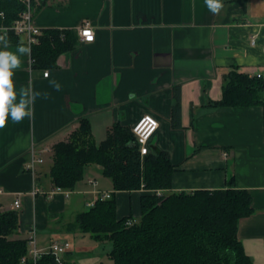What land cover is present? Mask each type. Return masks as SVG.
Masks as SVG:
<instances>
[{
  "label": "crops",
  "instance_id": "0c3cea01",
  "mask_svg": "<svg viewBox=\"0 0 264 264\" xmlns=\"http://www.w3.org/2000/svg\"><path fill=\"white\" fill-rule=\"evenodd\" d=\"M220 2L213 13L206 0H48L34 15L41 33L70 32L73 49L48 70L33 68L31 53L24 55L13 76L17 103L21 88L40 93L31 118L9 117L0 128V211L16 210L19 200L20 237L35 227L38 248L46 251L73 236L64 260L100 264L110 247L98 253L100 242L66 226L100 193L115 195L119 219L139 220L141 197L150 191L115 192L101 167L89 165L74 191L53 194V148L82 117L90 119L98 145L115 123L132 129L150 114L160 123L151 152H166L175 169L169 192L248 191L253 213L240 220L237 235L253 264H264V104L214 105L235 68L249 77L264 70V0ZM86 22L96 32L91 43L79 36ZM20 46L31 49L26 35L7 50ZM33 148L44 159L34 173L27 169Z\"/></svg>",
  "mask_w": 264,
  "mask_h": 264
},
{
  "label": "trees",
  "instance_id": "16d2710c",
  "mask_svg": "<svg viewBox=\"0 0 264 264\" xmlns=\"http://www.w3.org/2000/svg\"><path fill=\"white\" fill-rule=\"evenodd\" d=\"M47 1L32 0L34 15ZM24 10L21 0H0V26H12ZM7 37L9 42L18 39L14 32ZM72 49L70 32L43 30L39 43L31 48L32 66L53 69L58 58ZM263 93L264 81L235 68L224 78L223 97L214 105H262ZM52 160L49 174L55 189L74 191L85 168L97 165L112 180L115 192L150 191L141 197V216L132 225L127 224L132 217H117L112 194L109 199L99 197L66 226L69 233L109 242L111 264H253L237 235L240 220L253 213L250 193L241 189L169 192L175 171L169 155L156 150L142 157L129 126L115 123L97 145L90 119L82 117L69 139L54 146ZM19 229L17 210L0 211V264H21L28 255L29 241L19 236ZM38 264L57 263L44 254Z\"/></svg>",
  "mask_w": 264,
  "mask_h": 264
},
{
  "label": "built area",
  "instance_id": "2783aa9c",
  "mask_svg": "<svg viewBox=\"0 0 264 264\" xmlns=\"http://www.w3.org/2000/svg\"><path fill=\"white\" fill-rule=\"evenodd\" d=\"M25 5V10L20 14L19 19L14 22V24L10 27L7 26H0V29L7 30V36L10 32H14L15 35H26L28 38L29 45L32 46L39 43V36L41 35L40 30L35 26L34 23V9L32 5V0H21ZM3 31H0V35H4ZM87 34V35H86ZM79 36L81 41L91 43L95 41L96 32L91 24V22H86L83 24L81 29L79 30ZM89 36L91 38H89ZM255 41L253 40L252 43ZM49 71L44 72V76L48 77ZM253 77H256L262 81H264V70L256 72ZM160 123L158 119L153 115H144L142 116L133 126L132 132L136 138V143L139 148L140 155L143 157L151 152L150 149V141L155 135V133L159 130ZM44 159L40 156L36 150L33 148L31 149V159L30 163L27 166V169L32 173L35 172L36 166L39 164H43ZM91 184L94 181H89ZM39 191L35 190L34 194L36 195ZM63 192L66 195H69V192H65L61 189H56L53 194ZM2 193V191H0ZM161 194L160 191L157 192ZM102 199H109L111 197V193H100L99 194ZM98 197V198H99ZM97 198V199H98ZM96 202V201H95ZM95 202L89 203L87 205L88 209L95 205ZM14 207L16 210L20 208L19 200H16L14 203ZM137 219H130L127 221L128 225H132L135 223ZM28 236V246L29 251L28 255L22 259L21 264H26L28 260H31L33 264H38L40 258L44 254H50L55 258L57 264H64L65 260L64 257L68 253L71 248V243L66 239H58L54 241L48 250L43 251L38 248L37 244V230L35 227H32L29 231Z\"/></svg>",
  "mask_w": 264,
  "mask_h": 264
},
{
  "label": "clouds",
  "instance_id": "9594fccd",
  "mask_svg": "<svg viewBox=\"0 0 264 264\" xmlns=\"http://www.w3.org/2000/svg\"><path fill=\"white\" fill-rule=\"evenodd\" d=\"M206 3L213 13H218L223 7L220 0H206ZM0 31L5 33L4 35H0V45H3V50H0V128H3L6 126L9 117L14 122H20L25 117L31 118L33 115L31 105L40 93L34 92L31 87L27 89L21 88L19 102H16L17 92L13 82V76L15 70L20 68L22 63L21 57L30 55L31 49L20 46L17 49L19 54L7 50L9 47L7 30L0 29ZM54 86L59 90V84H55Z\"/></svg>",
  "mask_w": 264,
  "mask_h": 264
},
{
  "label": "rangeland",
  "instance_id": "374dc122",
  "mask_svg": "<svg viewBox=\"0 0 264 264\" xmlns=\"http://www.w3.org/2000/svg\"><path fill=\"white\" fill-rule=\"evenodd\" d=\"M68 239L70 240L71 246L73 245V248H74L75 247V237L69 236ZM100 244H101L100 248H97V250H96V251H98V253H100V251L103 249L102 248L103 246L105 248H106V246H108L111 249V244L109 242L100 243ZM73 253H75V250ZM66 256H67V254L65 255V257ZM68 258H69V255H68ZM68 260H70V258ZM101 262H103V263H101ZM107 263H108V258L106 255H104L103 259H101V261H100V264H107Z\"/></svg>",
  "mask_w": 264,
  "mask_h": 264
},
{
  "label": "snow or ice",
  "instance_id": "6c2138e0",
  "mask_svg": "<svg viewBox=\"0 0 264 264\" xmlns=\"http://www.w3.org/2000/svg\"><path fill=\"white\" fill-rule=\"evenodd\" d=\"M87 35V34H86ZM89 38H91L90 36H89Z\"/></svg>",
  "mask_w": 264,
  "mask_h": 264
}]
</instances>
